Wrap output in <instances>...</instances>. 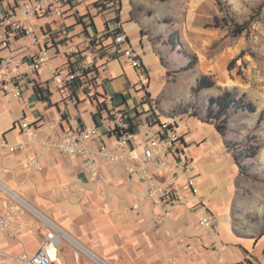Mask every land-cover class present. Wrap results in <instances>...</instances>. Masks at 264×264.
<instances>
[{"label": "crops", "instance_id": "crops-1", "mask_svg": "<svg viewBox=\"0 0 264 264\" xmlns=\"http://www.w3.org/2000/svg\"><path fill=\"white\" fill-rule=\"evenodd\" d=\"M23 1L0 0V12ZM132 2L64 0L62 20H36L39 34L49 41L53 69H66L76 60L69 53L71 42L89 59L90 51H98L97 66L84 89H58L46 67L28 74L21 97L0 98V208L10 223V232L0 231V250L10 254L6 264H22L15 256L39 250L44 222L61 231V264H264V234L237 219L243 177L214 123L168 118L178 125L193 160L198 192L186 190V205L169 207L161 224L155 220L164 210L145 199L125 166L100 162L94 172L84 158L67 156L52 145L69 132L97 126L109 98L135 124L150 113L161 117L154 97L161 91L163 66L144 34L153 32V23L139 14L133 17ZM62 27L69 29L72 41ZM116 28L139 55L145 79L117 54L125 46L114 44L111 30ZM38 51L30 39L20 38L0 48V58L31 61ZM157 178L165 184L170 180L167 172ZM183 179L179 184L185 186ZM136 202L141 208L133 210ZM204 209L219 218L211 231L200 225Z\"/></svg>", "mask_w": 264, "mask_h": 264}, {"label": "rangeland", "instance_id": "rangeland-1", "mask_svg": "<svg viewBox=\"0 0 264 264\" xmlns=\"http://www.w3.org/2000/svg\"><path fill=\"white\" fill-rule=\"evenodd\" d=\"M132 6L133 17L153 23L144 34L163 66L155 108L167 120L227 122L225 143L243 177L237 219L264 234V0H133ZM205 76L212 86H201ZM226 92L235 101L216 120L219 107L209 115L210 99ZM246 102L256 111L242 107Z\"/></svg>", "mask_w": 264, "mask_h": 264}, {"label": "built area", "instance_id": "built-area-1", "mask_svg": "<svg viewBox=\"0 0 264 264\" xmlns=\"http://www.w3.org/2000/svg\"><path fill=\"white\" fill-rule=\"evenodd\" d=\"M65 14L64 0H26L20 2L8 11L0 12V48L8 49L15 40L28 38L39 51L31 61L19 58H0V98L8 95L22 96V83L30 72H38L50 67L52 80L60 90L90 87V73L96 71L95 53L82 54L77 45L71 42V56L76 57L66 69L52 68L53 56L50 44L38 32L36 20L40 16H52L63 19ZM118 29L111 30L116 32ZM62 34L72 41V35L67 27H62ZM114 44L125 46L116 52L124 57L142 75L144 68L139 55L123 32L114 37ZM106 108L102 112L100 123L92 129L74 130L62 140L52 145L59 152L72 157L84 158L96 172L100 162H108L125 166L132 179L143 188L146 200L155 207L164 210L155 220L157 224L164 221L167 209L171 206L186 205L187 191L197 194L196 174L193 160L189 156L183 136L177 130V124L163 120L157 113L149 114L144 121L134 123L130 116L121 108L116 107L113 99L106 100ZM31 135H33L31 133ZM97 143L96 145H94ZM167 172L168 183H160L158 174ZM184 178L185 186L179 184ZM141 208L136 202L133 210ZM219 218L213 212L204 209L200 215V225L207 231L217 227ZM0 231L10 232L8 218L0 208ZM45 232L41 246L35 254L23 253L15 256L22 264H61L59 254L60 229L49 222H44ZM11 234V233H10ZM12 235V234H11ZM188 246V250H192ZM10 254L0 250V264H6Z\"/></svg>", "mask_w": 264, "mask_h": 264}, {"label": "trees", "instance_id": "trees-1", "mask_svg": "<svg viewBox=\"0 0 264 264\" xmlns=\"http://www.w3.org/2000/svg\"><path fill=\"white\" fill-rule=\"evenodd\" d=\"M261 8V7H260ZM253 17V16H252ZM250 18V20H252L253 18ZM249 22V21H248ZM239 27H241L238 31L239 34H242L246 31V24L245 25H240ZM121 32V30H118L117 32L114 33V36ZM201 86H205V87H210L212 86V84H208L207 83V77H203L202 80H201ZM35 90L37 92V94L39 95V97L42 99V100H46V96L43 92V90L38 86L36 85L35 86ZM232 93L231 92H226L224 93L223 95H220L218 97H212L210 99V106H209V115H212V109L215 105H218L219 107V111L217 112L218 115H214L213 118L216 119V120H219L225 113L228 112V110L230 109L231 107V104L234 103V98L232 97ZM242 107H246L248 109H250V111H256V108H255V105H253L252 103H249V102H246L245 104H243ZM210 118V117H209ZM131 121L133 122V126H137L134 124V121H135V118L131 119ZM215 127H216V130L223 136H226L227 132H228V126H227V122H222V123H214Z\"/></svg>", "mask_w": 264, "mask_h": 264}, {"label": "bare ground", "instance_id": "bare-ground-1", "mask_svg": "<svg viewBox=\"0 0 264 264\" xmlns=\"http://www.w3.org/2000/svg\"><path fill=\"white\" fill-rule=\"evenodd\" d=\"M161 28H162V29H167L168 27H167L166 24L163 23L162 26H161Z\"/></svg>", "mask_w": 264, "mask_h": 264}]
</instances>
